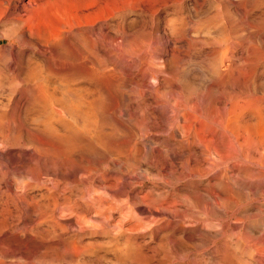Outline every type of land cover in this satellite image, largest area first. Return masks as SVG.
<instances>
[{
    "label": "rangeland",
    "instance_id": "obj_1",
    "mask_svg": "<svg viewBox=\"0 0 264 264\" xmlns=\"http://www.w3.org/2000/svg\"><path fill=\"white\" fill-rule=\"evenodd\" d=\"M7 1L0 264H264V0Z\"/></svg>",
    "mask_w": 264,
    "mask_h": 264
},
{
    "label": "bare ground",
    "instance_id": "obj_2",
    "mask_svg": "<svg viewBox=\"0 0 264 264\" xmlns=\"http://www.w3.org/2000/svg\"><path fill=\"white\" fill-rule=\"evenodd\" d=\"M7 1V0H6ZM9 1V0H8ZM7 1V2H8ZM36 1V0H35ZM50 1V0H49ZM52 1V0H51ZM2 2V0L0 1V3ZM32 2H34L33 0H32ZM125 2V1H124ZM44 3H46L45 1H44ZM28 4H29V2H28ZM33 3H31V5H32ZM39 4V3H38ZM1 5H3L2 3H1ZM30 5V4H29ZM40 5V4H39ZM28 6V5H27ZM32 6H34V5H32ZM43 7H44V5H42ZM4 7V6H3ZM54 9V8H53ZM56 19H51V26H49V27H57V22L55 21ZM73 248H74V250H73V252L70 254V257H71V261L73 260V258H77L78 260H77V263L78 264H85V262L82 260V255H81V253H80V247H78L76 244H73ZM70 262V261H69Z\"/></svg>",
    "mask_w": 264,
    "mask_h": 264
}]
</instances>
